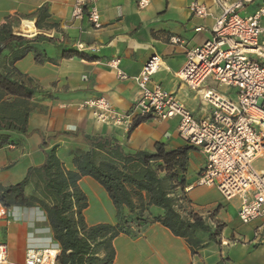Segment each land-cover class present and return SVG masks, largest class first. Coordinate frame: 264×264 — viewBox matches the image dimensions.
<instances>
[{"label": "crops", "instance_id": "crops-1", "mask_svg": "<svg viewBox=\"0 0 264 264\" xmlns=\"http://www.w3.org/2000/svg\"><path fill=\"white\" fill-rule=\"evenodd\" d=\"M74 1L0 0V24L7 17H13L15 33H19L23 24L22 32L34 33L38 11L46 7L49 14L40 34L49 40L36 44L45 62L38 64L35 55L30 53L15 65L37 87L33 98L37 109L29 118V136L12 133L10 143L0 149V187L23 181L30 168L44 163V151L54 148L67 169L74 170L72 152L89 149L83 136L109 137L127 153L142 151L154 154L158 144L165 145L168 150L184 147L178 135V118L146 120L126 134L123 130L98 124L91 112L82 108L86 100L106 97L116 113H130L139 95L136 79L154 55L163 59V65L153 82L174 93L195 119L203 120L211 113V107L202 102L199 94L181 82L176 74L183 68L187 53L212 38V29L221 15L213 0H199L210 11L207 18L191 14L189 8L193 0H151V5L145 10L139 9L136 0H98L103 25L100 30H95L86 18L73 19ZM256 7L257 3L246 11L252 13ZM173 37L180 38L182 44H171ZM78 44H83L87 50L79 51ZM76 55L85 56V59ZM115 59L121 60L120 67L127 76L126 80H119L110 68L109 63ZM202 88L235 97L234 91L219 88L212 80H207ZM58 134L61 136L56 137ZM43 142L47 144L46 149L42 148ZM205 163V157L199 150L189 155L187 191H180L187 198V201H181L182 215L188 217L186 210L198 214L208 221L213 231L218 225L224 226L218 240L220 243L228 241L229 245L209 242L208 234L198 233L196 237L205 247L193 254L186 240L174 236L161 224L141 228L132 225L131 236L121 235L114 241V264H264V231L262 240L255 238L264 221L246 225L249 233L241 236L240 228H230L235 218L238 221L240 199L226 201L216 188L194 187L190 190ZM83 184L95 189L94 192L108 204V196L104 194L102 197L105 192L101 186L90 178H84L80 182L83 191ZM32 193L33 188L28 187L26 194L30 196ZM87 198L89 207L85 213L91 209L88 195ZM8 210L9 217L0 220V244L7 246L10 264H24L29 248H59L42 209L35 206ZM128 215L125 210V216ZM161 215L163 211L156 207H149L143 214L144 218ZM229 231L232 233L228 238Z\"/></svg>", "mask_w": 264, "mask_h": 264}, {"label": "built area", "instance_id": "built-area-1", "mask_svg": "<svg viewBox=\"0 0 264 264\" xmlns=\"http://www.w3.org/2000/svg\"><path fill=\"white\" fill-rule=\"evenodd\" d=\"M98 0H75L74 20L87 21L95 30L103 25ZM139 9L145 10L151 0H136ZM221 15L212 29V38L187 53L177 78L199 94L202 102L211 107L210 115L197 120L176 98L153 82L160 71L163 59L152 56L141 75L136 79L139 89L137 102L128 114H118L106 97L83 102L82 108L91 112L101 125L130 133L137 119L161 121L180 120L178 135L185 146L202 152L206 163L195 183L190 187L216 188L226 201L240 199L238 220L242 225L264 221V170L255 169V162L264 156V0H213ZM257 3L254 12L249 6ZM191 14L207 18L210 11L199 0H193ZM197 31H200L197 30ZM171 44H182L173 37ZM79 51L86 47L78 44ZM121 60L109 63L119 80L127 76L120 67ZM212 80L219 88L234 91L235 97L221 94L215 89L202 88ZM9 217V210L0 202V220ZM264 225L255 238L262 240ZM222 241V246H228ZM60 248H29L24 264H58ZM0 264H10L8 248L0 244Z\"/></svg>", "mask_w": 264, "mask_h": 264}, {"label": "trees", "instance_id": "trees-1", "mask_svg": "<svg viewBox=\"0 0 264 264\" xmlns=\"http://www.w3.org/2000/svg\"><path fill=\"white\" fill-rule=\"evenodd\" d=\"M48 18V10L43 7L37 13L36 28L44 30L43 22ZM14 22L13 17H7L0 24V44L4 46L0 56V149L10 143L12 133L29 136V118L37 109L33 103L37 87L15 67L16 63L30 53L38 64L46 60L36 44L47 38L15 36ZM76 57L85 59L81 55ZM145 121L135 120L133 129ZM83 138L89 149L72 152L74 170L67 169L54 148L44 151V163L30 168L23 181L0 187V202L5 208L37 206L46 213L61 249L58 264H114V241L121 235L133 234L132 221L140 228L161 224L174 236L186 240L193 254L205 247L197 239L198 233L208 234L209 242L219 241L224 226L218 225L213 231L198 214L182 215L183 199L177 191L185 192L189 155L195 148L168 150L158 144L154 154L127 153L109 137ZM42 148L46 149L47 144L43 142ZM84 178L92 179L107 193L116 210L115 225L87 223L89 201L80 187ZM28 187L33 188L30 196L26 194ZM149 207L161 209L163 215L144 218ZM125 210L133 216L132 221L127 220Z\"/></svg>", "mask_w": 264, "mask_h": 264}, {"label": "rangeland", "instance_id": "rangeland-1", "mask_svg": "<svg viewBox=\"0 0 264 264\" xmlns=\"http://www.w3.org/2000/svg\"><path fill=\"white\" fill-rule=\"evenodd\" d=\"M12 32H13V34L15 36H18L15 33V31L13 30V28H12ZM44 37L47 38V39H44V40L43 39H40V40H38V44L41 43V42H43V41H45V42L48 41L49 38L46 37V36H44ZM25 38H28V39L33 40L36 37H34V38L25 37ZM254 167L258 171L264 170V156H262L261 158H259L255 162ZM83 189H84L85 192H87V195H88V197L90 199V203H91V209L87 213H85L87 215V217H88V218L86 217V219L88 220V223L89 224H94V225L95 224H113V223H116L117 222L116 212L114 211V206H113L111 200L109 199V197H108V200H109L108 204H105V202H103V200L101 199L99 193L96 194L94 192V189L91 188L89 185L83 184ZM185 191H187V190L185 189ZM103 192H105L104 189H103ZM177 193H178V196L183 199V201H187V198L185 197V195L182 196V194L180 193V190H178ZM104 194H106V196H108L107 193L105 192V193H102V197L104 196ZM100 207H101V210L103 211L104 214L103 213L102 214L99 213V211H101L100 210ZM107 210H108V214H107ZM185 212L188 214V216H189L190 213H192L189 210H186ZM212 216L213 215H211V217ZM126 218L130 222V221H132L133 216L128 215ZM235 220L236 221H234V223H231V226H230L231 229L240 228L239 229V233L241 234V236H244L247 233H249L248 232V228H245V225H242L239 220L237 221V218H235ZM132 222H131V225H133V226L136 225L135 223H132ZM206 223H208V221ZM240 225L242 227H240ZM231 233L232 232L229 231V234L227 236L228 238L231 237ZM251 238H253V234L251 235ZM241 241H243V239H241ZM259 242H261V241H259ZM217 243H220V242L218 241ZM220 245H222V243H220Z\"/></svg>", "mask_w": 264, "mask_h": 264}, {"label": "water", "instance_id": "water-1", "mask_svg": "<svg viewBox=\"0 0 264 264\" xmlns=\"http://www.w3.org/2000/svg\"><path fill=\"white\" fill-rule=\"evenodd\" d=\"M24 25V24H23ZM23 25L19 28L20 30H19V33L18 32H16L17 33V35L18 36H20V37H28V36H39L40 34H42L43 33V30H39V29H37L35 26L33 27V29H34V33H31V34H28V32H22V29H23ZM34 36V37H35ZM3 50H4V46L2 45V44H0V56H1V54H2V52H3Z\"/></svg>", "mask_w": 264, "mask_h": 264}, {"label": "bare ground", "instance_id": "bare-ground-1", "mask_svg": "<svg viewBox=\"0 0 264 264\" xmlns=\"http://www.w3.org/2000/svg\"><path fill=\"white\" fill-rule=\"evenodd\" d=\"M95 190V189H94ZM96 197V196H95ZM90 200V199H89ZM98 200V199H97ZM87 216V215H86Z\"/></svg>", "mask_w": 264, "mask_h": 264}]
</instances>
